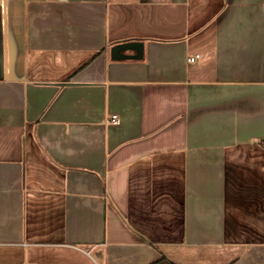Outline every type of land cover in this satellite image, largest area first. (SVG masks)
<instances>
[{"label": "crops", "instance_id": "1", "mask_svg": "<svg viewBox=\"0 0 264 264\" xmlns=\"http://www.w3.org/2000/svg\"><path fill=\"white\" fill-rule=\"evenodd\" d=\"M0 264H264V0H0Z\"/></svg>", "mask_w": 264, "mask_h": 264}, {"label": "water", "instance_id": "2", "mask_svg": "<svg viewBox=\"0 0 264 264\" xmlns=\"http://www.w3.org/2000/svg\"><path fill=\"white\" fill-rule=\"evenodd\" d=\"M127 50H135V55L125 54ZM112 55L114 58H129L137 57L141 58L143 56V42L142 41H132L127 43L117 44L112 48Z\"/></svg>", "mask_w": 264, "mask_h": 264}, {"label": "built area", "instance_id": "3", "mask_svg": "<svg viewBox=\"0 0 264 264\" xmlns=\"http://www.w3.org/2000/svg\"><path fill=\"white\" fill-rule=\"evenodd\" d=\"M199 58H200V54H195V55L189 56L188 61H189V63H194V62H196ZM111 117H112V120H113V121L118 120V115H117V114H113Z\"/></svg>", "mask_w": 264, "mask_h": 264}]
</instances>
